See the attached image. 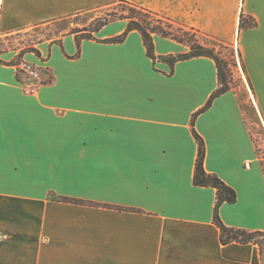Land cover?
I'll return each mask as SVG.
<instances>
[{
	"label": "crops",
	"instance_id": "0c3cea01",
	"mask_svg": "<svg viewBox=\"0 0 264 264\" xmlns=\"http://www.w3.org/2000/svg\"><path fill=\"white\" fill-rule=\"evenodd\" d=\"M118 1L0 0V37L55 31L0 53V264H262L253 241H222L216 188L194 183L193 128L207 172L237 193L223 223L264 232V0H128L239 47L256 110L230 89L195 119L219 86L213 58L154 62L137 30L106 42L124 19L78 42L75 18ZM18 59L41 70L33 92Z\"/></svg>",
	"mask_w": 264,
	"mask_h": 264
},
{
	"label": "trees",
	"instance_id": "16d2710c",
	"mask_svg": "<svg viewBox=\"0 0 264 264\" xmlns=\"http://www.w3.org/2000/svg\"><path fill=\"white\" fill-rule=\"evenodd\" d=\"M118 5L120 9L109 14L110 17H106L98 21L93 32H97L102 27L107 25L111 20L124 19L127 21V28L121 34L105 39L106 42L121 43L123 42L128 33L132 30H137L141 33L144 45L146 47L147 55L156 62L157 60H163L170 64L171 68L179 60L189 59L198 56H208L214 59L218 70V88L212 93L206 104L200 108L195 114V117L201 112L208 109L213 100L223 94L224 92L232 89L227 80V66L226 59L221 55L220 51L214 46H208L204 44L200 39V32L186 25L177 23L170 17L164 16L159 12L148 9L139 4L133 3L128 0H120L110 6ZM106 8V7H105ZM253 23V22H252ZM246 26L245 22H241L240 27ZM156 35L162 37L172 38L180 43H183L189 47V51L177 55H156L154 37ZM93 35H86L82 38H92ZM81 37H78L80 43ZM219 43V46L226 45V43ZM229 44V43H227ZM34 47H30L28 50H33ZM37 52V51H36ZM239 55L242 62V67L247 79L250 83L249 77L246 72V67L242 58V54L239 51ZM21 59L16 61L19 64ZM18 78L23 79V76L18 71ZM45 82V81H42ZM251 85V83H250ZM193 119V124H194ZM195 138L198 142V156L195 165L194 183L200 186H212L216 188L217 198L214 209V220L216 224L222 230V241H239L249 242L253 241L259 246L262 264H264V232L263 231H247L245 229H233L227 227L220 218L219 208L224 203H234L237 200V193L234 188L225 183L218 175L209 173L204 167V159L206 154L205 142L202 136L193 128Z\"/></svg>",
	"mask_w": 264,
	"mask_h": 264
},
{
	"label": "rangeland",
	"instance_id": "374dc122",
	"mask_svg": "<svg viewBox=\"0 0 264 264\" xmlns=\"http://www.w3.org/2000/svg\"><path fill=\"white\" fill-rule=\"evenodd\" d=\"M120 9V6L114 5L106 8L96 9L90 12H87L83 15L77 16L75 21L77 25L72 28L75 32H78L79 37L94 35L96 23L106 17H110L109 14H112L114 11ZM54 28H43V29H36L29 32H23L8 36L0 37V53L5 51L17 50V49H29L35 43L39 42L41 39L46 37L54 36ZM201 41L208 45L216 47L221 55L226 59L228 63L227 68V80L234 92L238 93L240 96L245 98L252 107H249L248 111L251 110L253 107L256 110L254 104V95L251 90V85L247 79L246 74L244 73L241 58L239 55V47L236 43H229L226 45L219 46V43L207 38L206 36L200 35ZM48 72V70H46ZM41 77V72H40ZM47 82L50 77L48 75H44ZM251 108V109H250ZM256 143L258 145V151L260 156L263 158L264 164V131L259 130V133L256 136Z\"/></svg>",
	"mask_w": 264,
	"mask_h": 264
},
{
	"label": "built area",
	"instance_id": "2783aa9c",
	"mask_svg": "<svg viewBox=\"0 0 264 264\" xmlns=\"http://www.w3.org/2000/svg\"><path fill=\"white\" fill-rule=\"evenodd\" d=\"M18 70H20L23 79L29 81L27 87L28 91L33 92L37 86L36 85L37 79H40V72H41L40 68L27 61H21L18 64Z\"/></svg>",
	"mask_w": 264,
	"mask_h": 264
}]
</instances>
